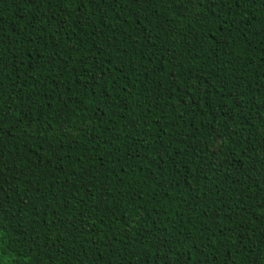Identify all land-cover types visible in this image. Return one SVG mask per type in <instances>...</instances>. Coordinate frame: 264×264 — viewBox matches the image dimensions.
I'll return each instance as SVG.
<instances>
[{
  "label": "trees",
  "instance_id": "1",
  "mask_svg": "<svg viewBox=\"0 0 264 264\" xmlns=\"http://www.w3.org/2000/svg\"><path fill=\"white\" fill-rule=\"evenodd\" d=\"M0 264H264V0H0Z\"/></svg>",
  "mask_w": 264,
  "mask_h": 264
}]
</instances>
